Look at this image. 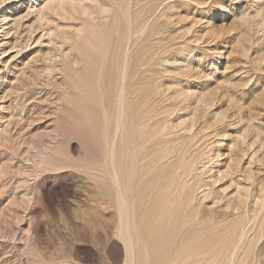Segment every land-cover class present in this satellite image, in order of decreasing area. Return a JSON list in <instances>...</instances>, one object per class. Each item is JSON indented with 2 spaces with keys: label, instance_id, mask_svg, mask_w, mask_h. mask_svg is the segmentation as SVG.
Instances as JSON below:
<instances>
[{
  "label": "rangeland",
  "instance_id": "rangeland-1",
  "mask_svg": "<svg viewBox=\"0 0 264 264\" xmlns=\"http://www.w3.org/2000/svg\"><path fill=\"white\" fill-rule=\"evenodd\" d=\"M127 133L143 184L177 167L190 225L222 227L210 253L237 227L220 264H264V0H0V264L124 263L107 155Z\"/></svg>",
  "mask_w": 264,
  "mask_h": 264
},
{
  "label": "bare ground",
  "instance_id": "bare-ground-1",
  "mask_svg": "<svg viewBox=\"0 0 264 264\" xmlns=\"http://www.w3.org/2000/svg\"><path fill=\"white\" fill-rule=\"evenodd\" d=\"M6 19V18H5ZM109 24V23H108ZM112 32V31H111ZM113 41V39H111ZM109 41V40H108ZM110 41V42H112ZM117 43V42H116ZM115 43V44H116ZM112 44V43H111ZM113 47V45H112ZM111 47V49H112ZM115 45L113 47V55L115 54ZM110 49V50H111ZM112 51V50H111ZM124 51V50H123ZM107 52V51H106ZM118 52V51H117ZM110 53V52H109ZM111 55V54H110ZM112 55V56H113ZM113 57H116L115 55ZM118 58V56L116 57V59ZM112 59V58H111ZM115 59V58H114ZM125 59V58H124ZM117 61V60H116ZM125 62V60H123ZM108 63V62H107ZM111 63H113V60L111 61ZM105 64V63H104ZM114 64V63H113ZM112 64V65H113ZM106 65V64H105ZM108 65V64H107ZM115 65V64H114ZM104 66V65H103ZM110 66V65H109ZM123 66V65H122ZM116 66H114L115 68ZM96 68V67H95ZM106 68V67H104ZM108 68V67H107ZM122 68V67H121ZM89 70V69H88ZM102 70V69H101ZM113 70V68H112ZM119 70V69H118ZM90 71V70H89ZM111 71V70H110ZM124 68H123V72H124ZM108 72V71H106ZM121 72V71H120ZM90 73V72H89ZM112 73V72H111ZM107 74V73H106ZM103 75V74H102ZM105 75V73H104ZM108 76V75H107ZM116 76V75H115ZM89 77V76H88ZM93 77V76H92ZM110 77V76H109ZM91 78V77H90ZM111 78V77H110ZM113 78V77H112ZM116 78V77H115ZM105 79V77L103 78ZM109 79V78H108ZM113 80V79H112ZM89 81V80H88ZM93 82V81H92ZM109 82V80H108ZM112 82V81H111ZM115 82V80L113 81ZM94 83V82H93ZM79 84V83H78ZM85 84V83H84ZM105 84V83H103ZM81 85V84H80ZM79 85V86H80ZM91 86V84H89ZM110 85V84H107V86ZM82 86V85H81ZM87 87H90L88 85H86ZM106 86V85H105ZM105 86H103L105 88ZM126 86V85H125ZM124 86V88H125ZM86 87V88H87ZM92 87V86H91ZM102 87V88H103ZM109 87V86H108ZM111 87V86H110ZM79 88V87H78ZM84 88V87H83ZM101 89V87H99ZM81 89V88H80ZM111 89V88H109ZM115 89V87H114ZM90 90V89H89ZM105 90V89H104ZM108 89L106 88V91ZM116 90V89H115ZM92 91V90H91ZM100 91V90H99ZM109 91V90H108ZM97 92V91H96ZM102 92V90L100 91V93ZM104 92V91H103ZM119 92H123L122 90L119 91ZM86 93V92H85ZM90 93V92H89ZM95 93V92H94ZM99 93V94H100ZM106 93V92H105ZM102 94V93H101ZM121 94V93H120ZM145 94V93H144ZM92 95V94H91ZM97 95V93H96ZM108 95V94H107ZM117 95V94H116ZM119 95V94H118ZM117 95V96H118ZM86 96V95H85ZM106 96V95H104ZM121 96V95H120ZM118 96V97H120ZM141 96V95H140ZM87 97V96H86ZM109 97H112V95ZM109 97H105V98H108V99H105L107 100L106 102H110V99ZM117 97V98H118ZM142 97V96H141ZM139 98V97H138ZM83 99V98H82ZM91 99V98H90ZM93 99V97H92ZM130 99V98H129ZM85 100V98H84ZM113 100V99H112ZM123 100V99H122ZM145 100V99H144ZM89 101V99H88ZM117 101V100H116ZM128 101V100H127ZM140 101V100H139ZM86 103V101H84ZM90 102V101H89ZM120 102V100L118 101ZM91 103L93 104V102L91 101ZM111 103V102H110ZM114 104V102H112ZM126 104V101L124 102ZM129 102H127L128 104ZM97 104V103H95ZM117 104V103H115ZM126 104V106H128ZM133 104V103H132ZM143 104V103H142ZM111 105V104H109ZM141 105V104H140ZM108 106V104H107ZM133 107V106H132ZM116 108V106H115ZM130 106L127 108L126 107V110L129 109ZM144 108V107H141V109ZM91 109V108H89ZM131 110V109H130ZM129 110V111H130ZM139 110V109H138ZM87 111V110H86ZM95 110L93 109L92 112H94ZM116 111V110H115ZM125 111V110H124ZM123 111V112H124ZM132 111V110H131ZM126 112V111H125ZM140 112V111H139ZM89 113H91L89 111ZM88 113V114H89ZM96 113V112H95ZM94 113V114H95ZM127 113V112H126ZM142 113V112H141ZM93 114V113H92ZM91 114V115H92ZM98 114V113H97ZM97 114H95L97 116ZM113 114V113H112ZM90 115V114H89ZM130 115V114H129ZM86 116V115H85ZM113 116V115H112ZM119 116V115H118ZM124 116H126L125 114L123 115V120H124ZM133 115H131L132 117ZM140 116V115H139ZM111 117V116H110ZM128 117V115L126 116ZM109 118V116L107 117ZM112 118V117H111ZM114 118V116H113ZM138 120H139V117H137ZM91 119V118H90ZM97 119V118H96ZM127 119V118H126ZM131 120V118H128ZM136 119V118H134ZM141 119V118H140ZM99 120V118H98ZM107 120V119H105ZM109 120V119H108ZM120 119V117H117V123L116 125L114 126L115 128H113V131H114V134L115 135L118 131L121 130V127H122V123L125 122ZM129 120V122H130ZM137 120V121H138ZM114 121V119H113ZM135 121V120H134ZM136 121V122H137ZM98 122V121H97ZM96 122V124H97ZM110 122V121H109ZM108 122V123H109ZM127 122V121H126ZM135 122V123H136ZM101 123V122H100ZM115 123V122H114ZM95 124V123H94ZM110 124V123H109ZM108 124V125H109ZM113 124V123H112ZM131 124V123H130ZM130 124H126L125 127L127 125H130ZM102 125V124H101ZM100 125V126H101ZM111 125V124H110ZM124 125V124H123ZM135 125V124H134ZM98 126V125H96ZM113 126V125H112ZM132 126H133V122H132ZM94 127V125L92 126ZM111 128V126H108ZM137 127V125H136ZM145 127V126H143ZM95 128V127H94ZM98 128V127H97ZM95 128V129H97ZM126 128H129V127H126ZM135 128V127H133ZM99 129V128H98ZM131 129V128H129ZM93 131V130H92ZM103 131V128L102 130ZM107 131V130H106ZM132 131V130H131ZM141 131V130H140ZM148 131V130H147ZM112 132V131H111ZM122 132V131H121ZM126 132H127V129H126ZM144 132V130H143ZM94 133L97 134L96 130L94 131ZM93 133V134H94ZM113 133V132H112ZM120 133V132H119ZM124 133V132H123ZM133 133V132H132ZM99 134V133H98ZM129 133H127L128 135ZM139 134V133H138ZM102 135V133H101ZM109 135V134H108ZM112 135V136H113ZM126 135V136H127ZM134 136V134H132ZM142 135V134H141ZM106 136V135H105ZM120 136V135H119ZM118 136V137H119ZM123 137H125V135H122ZM95 137V136H94ZM98 137V136H97ZM102 137V136H100ZM100 137H98L100 139ZM109 137V136H107ZM122 137V138H123ZM132 136H130L129 134V137L127 136V138L125 137L124 139H121V143L120 145L122 144V148L119 149V147H115V149L113 150L112 148V154H108L107 155V158L111 155V163H113V173H114V177H116L117 179V175H119V179H120V184L119 182L117 183V186H116V193H117V201H116V208H117V213H118V232H119V239L122 241L123 245H124V250H125V261L123 264H216L217 262L215 261L217 258L218 260V263L217 264H220L221 262V259L224 258V257H221L220 256H224L225 252L223 251L224 248L227 247V245L225 247H223L222 249L219 247V243H221V245L224 243V242H231L232 241V237L235 233V229H237V227H233L231 229L230 234H233L230 238L227 237V235H225L224 237L226 238V241L223 240V238H221L222 240L217 244V246H214L216 245V240L215 241H211L213 242V248L214 249H220L219 252L217 250H215L214 252L215 253H210L209 251V245L208 244V241L211 239V237H214L219 239V237L217 236H210V233H216L217 230L219 229H222V227H219L216 232H212L209 230V232L207 233L208 229L205 227L203 228L204 231L201 226H200V229L197 230V227L196 224L194 227H192L190 225L191 222H193V216L195 214V212H193V216L192 214L189 215V213L187 214L185 212V209L186 206L189 204L188 203V199L185 197V193L183 194L182 191H181V186L182 185V182L178 180L177 176H175L173 173L176 171V169H178L177 167L173 170V172H170L169 174H167V176H164L165 177V185L164 186H161L160 183H155V184H152V186H150L149 184H146V182L144 183L145 184V187H143L144 189H141L139 191L135 190V186L141 182V185H144L142 182H144V176L143 175H147V173H144L143 171V174L140 173L139 169H141L140 167H138V165L140 164V162H144V160L148 159L147 157L149 156H145L147 154L146 153H143L144 156L142 157V154H137V151L133 152L134 151V148L135 146H140V143H137L135 142V138H133V140L131 139ZM135 137V136H134ZM97 138V140H99ZM121 137L118 138V140H120ZM139 137H137L138 139ZM108 139V138H106ZM96 140V138H95ZM102 140V139H101ZM110 140V138H109ZM118 140H116L118 142ZM139 140V139H138ZM143 140V139H142ZM103 141V140H102ZM162 140H160V142L157 140V142L161 143ZM107 142H110L107 140ZM168 142V141H167ZM97 143L99 144V142L97 141ZM102 144L100 145V147L103 145L104 142H101ZM169 143V142H168ZM135 144V145H134ZM155 144V142L153 143ZM172 144V143H171ZM170 144V145H171ZM107 145V143H106ZM109 145V144H108ZM119 145V144H118ZM169 145V146H170ZM97 146V145H96ZM117 146V145H115ZM146 146V145H145ZM155 146V145H154ZM158 146V145H157ZM163 146V145H161ZM161 146L160 149H161ZM168 146V145H167ZM103 147V146H102ZM108 147V146H107ZM176 147V146H175ZM104 148L105 145H104ZM103 148V149H104ZM114 148V147H113ZM117 148V149H116ZM145 148V147H144ZM148 149V147H146ZM167 148V147H165ZM169 148V147H168ZM172 148V147H171ZM178 148V147H177ZM153 149V148H151ZM149 148V150H151ZM158 149V148H157ZM102 150V148L100 149V151ZM154 150V149H153ZM167 150V149H166ZM169 150H171L169 148ZM104 151V150H103ZM155 151V152H154ZM153 152V155L151 156H154V154H156L157 156L153 157L155 159H157V157H161L163 155V152L161 153L160 150H154ZM109 152H110V149H109ZM139 152V151H138ZM143 152V151H142ZM165 152V151H164ZM179 152V151H178ZM105 153V151L103 152V154ZM102 154V155H103ZM151 154V152H150ZM166 154V153H165ZM169 154V153H168ZM175 154V153H174ZM105 156V154H104ZM150 156V157H151ZM170 156V155H169ZM107 158L103 159L106 160ZM110 158V157H109ZM121 158V159H120ZM152 159V158H150ZM165 159V158H163ZM153 160V159H152ZM162 160V158H161ZM157 161V160H156ZM178 161V160H177ZM182 161V160H181ZM189 161V160H188ZM192 161V160H191ZM100 162V161H99ZM105 162V161H104ZM102 165L103 166V162L101 161ZM147 163V162H146ZM145 163V165L143 166L144 168L147 166ZM152 163V161H151ZM155 164V162H154ZM173 164V163H172ZM171 164V165H172ZM181 164V163H180ZM179 164V165H180ZM189 164V163H188ZM187 164V165H188ZM148 165H149V162H148ZM107 166H109L107 164ZM168 166V165H167ZM189 166V165H188ZM192 166V165H191ZM142 167V166H141ZM142 167V168H143ZM154 167H157V166H154ZM172 167V166H171ZM175 167V166H174ZM179 167V166H178ZM181 167V166H180ZM103 168V167H102ZM101 168V169H102ZM111 168V167H110ZM147 168H149L147 166ZM147 168L144 169L147 171ZM151 168V167H150ZM149 168V169H150ZM164 168V167H163ZM162 168V169H163ZM157 169V168H156ZM155 170H152V171H156ZM162 169H159L160 171H162ZM191 169V168H190ZM171 170V169H170ZM169 170V171H170ZM181 170V169H180ZM186 170V169H185ZM183 170V171H185ZM189 170V168H188ZM121 171V172H120ZM158 171V170H157ZM156 171V173H157ZM190 171V170H189ZM156 173L155 175L151 174V176L153 175L154 177L156 176ZM180 173V171H179ZM184 173V172H183ZM182 173V174H183ZM106 174V173H105ZM189 174V173H188ZM187 174V175H188ZM150 176V175H149ZM148 176V177H149ZM181 176V179H182V175ZM147 176H145V179H146ZM147 177V178H148ZM157 177V176H156ZM111 178V177H110ZM143 178V179H142ZM185 179V178H184ZM147 182H148V179H146ZM155 181V180H153ZM164 181V179H163ZM183 181V179H182ZM185 182V181H184ZM112 184V183H111ZM185 186H186V183H185ZM140 187V185H139ZM180 187V188H179ZM190 187V186H189ZM192 187V186H191ZM195 187V185H194ZM138 188V187H137ZM150 189L152 192H155V195L152 196V197H147L148 195H146L145 193L146 192H149L147 191L146 189ZM184 188V187H183ZM175 190L177 191L176 193ZM198 190V189H197ZM150 191V193H151ZM186 191H188V189H186ZM193 194V193H192ZM191 194V195H192ZM116 195V194H115ZM146 195V198H147V201L145 202V207L143 208H138L135 206V202L137 203V200L140 199V197H144ZM188 196V195H186ZM114 197V196H113ZM145 198V199H146ZM190 198V197H189ZM187 199V200H186ZM143 200V199H142ZM113 201V200H112ZM144 201V200H143ZM177 205H174V208H173V203ZM141 203V202H140ZM115 204V203H114ZM142 204V203H141ZM115 206V205H114ZM138 206V205H137ZM191 209H189L188 211H190ZM116 213V215H117ZM198 214V211L197 213ZM200 215V214H198ZM197 217V216H196ZM194 217V218H196ZM198 218V217H197ZM198 220V223H199V220L200 219H196ZM204 220V218H203ZM242 220V219H241ZM241 220H237V221H241ZM253 220V219H252ZM262 220V219H261ZM250 221V219H249ZM115 222V221H114ZM196 223V221H194ZM243 221H241L242 223ZM263 222V221H261ZM260 222V223H261ZM212 223V222H211ZM240 223V222H239ZM238 223V224H239ZM247 223V222H246ZM260 223L258 225H260ZM264 223V222H263ZM200 224V223H199ZM214 223H212L213 225ZM230 224V223H229ZM194 225V223H193ZM204 225H206V223H204ZM211 225V226H212ZM227 225V224H226ZM231 225V224H230ZM229 226V225H228ZM228 226H225V229H227L226 227ZM234 226V225H233ZM244 226L245 227V224L244 225H238V227H242ZM264 226V225H263ZM114 227V226H113ZM112 227V228H113ZM199 227V226H198ZM202 227H204L202 225ZM210 227V225H209ZM214 228L215 225L213 226ZM212 227V228H213ZM232 227V225H231ZM259 227V226H258ZM257 227V228H258ZM262 227V225H261ZM213 228V229H214ZM243 228V227H242ZM241 228V229H242ZM116 229V230H117ZM240 229V230H241ZM260 229V227H259ZM264 229V227L262 228V230ZM203 230V231H201ZM238 230V229H237ZM240 230H239V233H240ZM258 230V229H257ZM243 231V230H242ZM259 231V230H258ZM257 231V232H258ZM222 232V230L220 231ZM219 232V233H220ZM225 232V231H223ZM222 232V233H223ZM228 232V231H226ZM245 232V230H244ZM257 232H254V233H257ZM260 232V231H259ZM264 232V231H262ZM115 233V232H114ZM238 233V232H236ZM227 234V233H225ZM242 234H245L246 233H242ZM261 234L258 233L256 235H259ZM212 235V234H211ZM218 235V234H216ZM237 235V234H235ZM234 235V237H235ZM255 235V234H253ZM252 235V237H253ZM262 235V234H261ZM228 236H229V233H228ZM240 235L238 234L237 237H239ZM243 236V235H242ZM260 236V235H259ZM264 236V234H263ZM261 236V237H263ZM116 237H117V234H116ZM220 237H221V234H220ZM259 240V238L261 237H258V236H255L252 238V240H256L255 242H257V238ZM241 238V237H240ZM118 239V240H119ZM213 239V238H212ZM251 239V237L249 238V240ZM220 240V239H219ZM246 240V239H245ZM248 240V239H247ZM250 240V241H252ZM120 241V242H121ZM236 241H239L238 238H236ZM250 241H246L248 242V244H250ZM210 242V241H209ZM229 242H228V246H229ZM234 242V241H232ZM231 242V243H232ZM242 242V241H241ZM240 241L238 242L241 243ZM253 242V241H252ZM251 242V243H252ZM253 242V246H254V243ZM230 243L231 246H234L237 242H235L234 245H232ZM258 243V242H257ZM227 244V243H226ZM242 244V243H241ZM245 244V243H244ZM243 244V245H244ZM209 245V246H208ZM220 245V246H221ZM251 245V244H250ZM249 246V248H251ZM224 246V245H223ZM239 246H241L239 244ZM238 246V247H239ZM246 244L244 245V247H248ZM218 247V248H217ZM222 247V246H221ZM230 247V246H229ZM231 248V247H230ZM236 248V246H235ZM255 246L252 248L254 249ZM211 249V250H212ZM229 249L228 247L226 248V250ZM233 249V248H232ZM238 248H236V251ZM248 249V248H247ZM245 251V249L243 248L242 249H239L238 252H240L241 254V250L242 252H244V254L242 253L241 257L236 259L235 261H233L232 259V264H247L248 263V259H249V255L250 254H253L254 252H249V250ZM225 250V249H224ZM230 250V249H229ZM217 251V252H216ZM221 251V252H220ZM235 251V254L237 253ZM228 252V251H226ZM234 252V249L233 251ZM231 252V253H232ZM249 253V254H248ZM238 254V253H237ZM239 254V255H240ZM231 256V254H229ZM228 255V256H229ZM238 255V256H239ZM218 256V257H217ZM227 256V254H226ZM225 256V257H226ZM229 256V257H230ZM234 256V255H233ZM217 257V258H216ZM237 256L235 255L234 256V259L236 258ZM252 257V255H251ZM254 259V257H252ZM224 259H229L228 257L227 258H224ZM231 260V259H230ZM227 260H225V263L224 264H231V261L228 260V263L226 262ZM254 261H256V258L254 259ZM251 263L249 264H252V259L251 261H249ZM254 263V262H253ZM255 264V263H254Z\"/></svg>",
  "mask_w": 264,
  "mask_h": 264
}]
</instances>
